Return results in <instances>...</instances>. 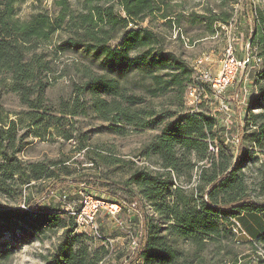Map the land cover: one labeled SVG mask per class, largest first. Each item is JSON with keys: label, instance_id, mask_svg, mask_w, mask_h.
<instances>
[{"label": "trees", "instance_id": "obj_1", "mask_svg": "<svg viewBox=\"0 0 264 264\" xmlns=\"http://www.w3.org/2000/svg\"><path fill=\"white\" fill-rule=\"evenodd\" d=\"M180 1L75 0L74 9L70 0H58L54 13L37 11L22 21L14 16V7L25 0H0V76L7 77V90L28 109L15 120L2 118L0 113V195H9L12 185L21 191L40 180L51 181L44 193L61 190L58 185L62 180L50 166L18 158L22 129L30 128L34 136L40 137L41 131L53 128L63 139L72 138L57 128L63 121L61 117L44 112L48 111L44 106L47 85L40 77L48 64L34 52L28 57L55 38V53L81 51L90 59L82 71L85 81L75 87L76 98L64 103L59 114L76 117L91 112L108 125L98 131L121 137L125 129L159 131L140 151L143 159L155 161V173L135 169L123 185L107 184L110 189L129 193L128 204L135 202L142 212L141 236L125 264H212L204 257L208 247L218 246L226 256L230 254L232 219L240 223L255 251L256 247L264 249V172L257 170L261 172L257 194L251 190L245 172L258 161L255 155L264 150V63L260 75L263 84L250 96L240 144L234 152L220 136L214 117L184 109L183 98L192 85V71L179 57L164 51L159 33L142 26L152 17L169 25L175 16L172 5ZM227 19L221 14L210 17L208 33L213 34V22L225 25ZM259 21L260 31L255 27L248 41L264 60V17L260 16ZM130 77L136 78V83L142 82L152 99L174 92L173 101L179 109L159 114L149 109L144 97L129 93L124 86ZM85 95L89 102L84 100ZM90 178L66 181L74 187L88 184L103 188L104 182ZM245 216L255 225L259 224L258 218L262 220L259 233L245 227ZM73 221L68 213L39 208L25 198L23 209L0 212V233H9L14 239L15 231L38 237L59 230L63 241L54 258L45 264H103L109 251L105 246L89 251L85 240L92 243L91 239L75 234ZM2 246L9 244H0V259L7 260L13 248L4 251ZM242 262L264 264L252 255Z\"/></svg>", "mask_w": 264, "mask_h": 264}, {"label": "rangeland", "instance_id": "obj_2", "mask_svg": "<svg viewBox=\"0 0 264 264\" xmlns=\"http://www.w3.org/2000/svg\"><path fill=\"white\" fill-rule=\"evenodd\" d=\"M55 1L58 0H25L24 3L14 7V16L25 21L37 11L52 14L57 9ZM70 4L76 9L75 0H70ZM172 10L175 16L169 25L165 26L163 21L152 17L142 26L150 27L162 36L164 51L174 54L185 62L192 71L190 80L193 81L200 71H209L213 76L219 73L222 54L228 45H232L237 59L240 60L244 56L246 45L249 43L248 38H251L256 31L255 27L260 31L259 20L260 16L264 17V0H181L172 5ZM220 14L227 16V24L213 22V34H209L207 23L210 17ZM262 32L264 33V26ZM57 40L55 38L52 42L39 46L30 52L28 57L34 52L42 55L44 62L48 64L47 71L42 72L40 77L47 85L44 106L48 111H43L49 116L61 117L63 121L57 128L69 133L72 138L63 139L53 128L41 131L40 137L34 136L33 132L28 130L30 128L22 129L19 134H23L24 138L18 148V158L25 163L41 162L50 166L55 176L62 180L58 185L61 190L53 191L51 195L44 193L51 184V181L46 180L37 181L28 188L23 187L21 191L16 185H12L9 195H0V212L23 209L24 199L28 198L39 208H53L66 213L70 207L74 210L79 208L80 192L91 194L94 198L107 202H123L126 208L122 209L115 219L107 217L103 210L97 216L96 222L100 234L107 239V244L102 240L98 243L93 241L89 243L85 240V244L89 251H96L100 246H105L109 255L103 259V264H125V260L136 248L131 245L132 240H135L137 245L141 236L142 212L135 202L133 206L128 204L129 193L119 188L110 189L107 184L123 185L135 169L144 168L155 173L157 170L155 161L143 159L140 151L159 131L144 129L135 132L125 129L126 133L121 137L98 131L108 125L91 112L76 117L59 114L64 103L76 98L75 87L85 81L82 71L83 67L89 65L90 59L81 51L55 53ZM249 49L251 54L258 56L256 46L252 48L249 45ZM197 59H203V63L196 66ZM263 63L264 60L261 58V62L256 66L251 65L235 77L221 97L228 108L227 112L219 109L218 100L211 97L207 89L202 94L198 93L197 101L193 103L188 100V92L183 98L185 110L201 111L216 119L220 136L225 138L234 152L240 144L239 139L246 122L250 96L257 93L258 85L263 84L260 82ZM6 78L0 76V113L2 118L15 120L22 117L20 113L28 109L20 104L17 95L7 90ZM140 83H136V78L130 77L124 86L128 88L129 93L144 97L149 109H154L157 114L179 109L178 104L173 101L176 95L174 92L167 97L152 99ZM89 99L88 95L84 96L87 102ZM255 156L258 161L249 165L245 172L251 190L257 194L260 174L264 172V150ZM259 169L261 172H257ZM81 176L91 177L92 181L104 182L103 188L100 185L90 187L88 184L74 187L66 181ZM128 188L134 193L137 192L133 187ZM64 194L68 196L65 201L62 199ZM148 208H145L146 212L150 213ZM118 221L122 223L121 227L118 226ZM74 233L79 234L78 231ZM62 239V231L59 230L44 232L38 237L22 235V232L15 231L14 239L10 238L9 233H0V244H9L8 247L2 246L1 249L5 251L13 248L9 259H0V264H45L57 254L56 248L62 243ZM230 247L228 250L230 254L227 256L225 250L218 246L208 247L204 255L206 262L243 264L242 260L247 255L262 261L255 249L247 242L236 243L233 240Z\"/></svg>", "mask_w": 264, "mask_h": 264}, {"label": "built area", "instance_id": "obj_3", "mask_svg": "<svg viewBox=\"0 0 264 264\" xmlns=\"http://www.w3.org/2000/svg\"><path fill=\"white\" fill-rule=\"evenodd\" d=\"M131 27V25H129ZM249 43L246 45V51L244 56L239 60L234 54L232 45H228L223 52L222 59L220 61L219 73L213 76L209 71H200L197 78L193 79L192 85L187 91L188 100L190 103L197 101V94H202L205 89L210 93V96L217 99L219 103V109L223 112H227L228 108L222 101L221 97L227 88L234 81L235 77L241 71H245L246 68L251 65L256 66L261 62V58L257 55H253L249 51ZM203 63V59H197L195 65L198 66ZM248 96L250 94H247ZM68 196L63 195L62 199L67 200ZM133 206V205H132ZM78 209L74 210L73 207L67 209L70 216L73 217L75 222V231L84 237L91 239V241L98 243L103 241L98 224L96 222L97 216L101 210L105 212V215L109 218L115 219L119 216L122 209L126 208L123 202H107L100 198H94L91 194L79 193ZM121 227L122 223L117 222ZM230 230L234 235V242L242 243L244 241L249 243L251 239L245 233L236 219H232L230 223ZM131 245L136 247V241L132 240ZM254 247H256L254 245ZM256 252L260 259L264 260V249L256 247Z\"/></svg>", "mask_w": 264, "mask_h": 264}, {"label": "crops", "instance_id": "obj_4", "mask_svg": "<svg viewBox=\"0 0 264 264\" xmlns=\"http://www.w3.org/2000/svg\"><path fill=\"white\" fill-rule=\"evenodd\" d=\"M244 220H245V222H244V224H245V227H248V230L250 231V232H258L259 233V225L260 224H262L263 225V222H262V220L261 219H257L256 221H258V222H256V223H259V224H256L255 225V221L254 220H250L248 217H246L245 216V218H244ZM248 231V232H249ZM250 234V233H249ZM251 236V235H250Z\"/></svg>", "mask_w": 264, "mask_h": 264}]
</instances>
